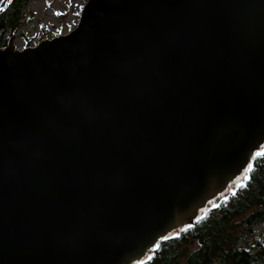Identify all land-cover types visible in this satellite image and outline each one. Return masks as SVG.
Instances as JSON below:
<instances>
[{
    "label": "water",
    "instance_id": "water-1",
    "mask_svg": "<svg viewBox=\"0 0 264 264\" xmlns=\"http://www.w3.org/2000/svg\"><path fill=\"white\" fill-rule=\"evenodd\" d=\"M0 48V264H143L264 148V0H87Z\"/></svg>",
    "mask_w": 264,
    "mask_h": 264
},
{
    "label": "trees",
    "instance_id": "trees-1",
    "mask_svg": "<svg viewBox=\"0 0 264 264\" xmlns=\"http://www.w3.org/2000/svg\"><path fill=\"white\" fill-rule=\"evenodd\" d=\"M32 1L9 0L0 11V48L21 30L25 8ZM251 165L248 179L209 207L193 226L161 242L143 264H264V244L255 237L256 227L264 226V155H257ZM248 240L250 247L240 246Z\"/></svg>",
    "mask_w": 264,
    "mask_h": 264
},
{
    "label": "rangeland",
    "instance_id": "rangeland-1",
    "mask_svg": "<svg viewBox=\"0 0 264 264\" xmlns=\"http://www.w3.org/2000/svg\"><path fill=\"white\" fill-rule=\"evenodd\" d=\"M8 1L0 0V11ZM86 2L87 0H33L25 8L26 21L23 27L11 35L9 42L16 49H21L68 34L76 27ZM255 237L264 244V226L256 227ZM251 244V240L242 241L240 246L248 248Z\"/></svg>",
    "mask_w": 264,
    "mask_h": 264
},
{
    "label": "snow or ice",
    "instance_id": "snow-or-ice-1",
    "mask_svg": "<svg viewBox=\"0 0 264 264\" xmlns=\"http://www.w3.org/2000/svg\"><path fill=\"white\" fill-rule=\"evenodd\" d=\"M257 155L259 156V155H264V152H261V153H257ZM252 171V165L250 164L249 166H248V169H247V172H251ZM245 179H248V177H247V175H245ZM243 185H241V187H242ZM236 193L234 192L233 193V195H235ZM186 230V229H185Z\"/></svg>",
    "mask_w": 264,
    "mask_h": 264
}]
</instances>
